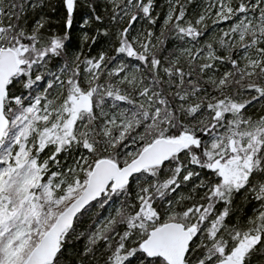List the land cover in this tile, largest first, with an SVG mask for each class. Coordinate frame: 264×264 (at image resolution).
I'll list each match as a JSON object with an SVG mask.
<instances>
[{"label": "snow or ice", "instance_id": "6c2138e0", "mask_svg": "<svg viewBox=\"0 0 264 264\" xmlns=\"http://www.w3.org/2000/svg\"><path fill=\"white\" fill-rule=\"evenodd\" d=\"M0 264H264V0H0Z\"/></svg>", "mask_w": 264, "mask_h": 264}]
</instances>
